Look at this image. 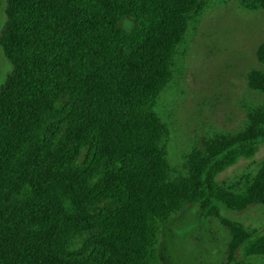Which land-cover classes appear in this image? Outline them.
<instances>
[{
    "label": "trees",
    "instance_id": "obj_1",
    "mask_svg": "<svg viewBox=\"0 0 264 264\" xmlns=\"http://www.w3.org/2000/svg\"><path fill=\"white\" fill-rule=\"evenodd\" d=\"M204 2L4 0L0 264H159L161 229L190 207L227 231L223 264H264V234L220 214L264 206V163L237 190L215 181L258 153L264 108L176 165L156 110ZM255 55L246 83L264 94V42Z\"/></svg>",
    "mask_w": 264,
    "mask_h": 264
},
{
    "label": "rangeland",
    "instance_id": "obj_2",
    "mask_svg": "<svg viewBox=\"0 0 264 264\" xmlns=\"http://www.w3.org/2000/svg\"><path fill=\"white\" fill-rule=\"evenodd\" d=\"M4 0H0V28ZM174 58L172 79L156 101L160 120L170 128L169 161L176 165L201 143L240 131L248 112L264 108V94L251 91L246 75L260 69L256 49L264 42V14L242 9L238 0H205ZM9 66L0 49V82ZM264 163V144L250 160H239L215 181L237 190L239 180ZM228 221L264 234V206L242 212L220 208ZM227 231L215 220H199L198 208H184L161 229L159 264H223ZM76 242L75 248L80 247ZM247 264L260 260L242 259Z\"/></svg>",
    "mask_w": 264,
    "mask_h": 264
}]
</instances>
